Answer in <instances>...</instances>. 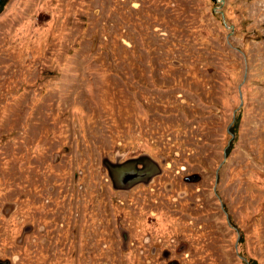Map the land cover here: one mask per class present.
<instances>
[{
	"label": "rangeland",
	"instance_id": "rangeland-1",
	"mask_svg": "<svg viewBox=\"0 0 264 264\" xmlns=\"http://www.w3.org/2000/svg\"><path fill=\"white\" fill-rule=\"evenodd\" d=\"M0 260L264 264V0H1Z\"/></svg>",
	"mask_w": 264,
	"mask_h": 264
},
{
	"label": "water",
	"instance_id": "water-1",
	"mask_svg": "<svg viewBox=\"0 0 264 264\" xmlns=\"http://www.w3.org/2000/svg\"><path fill=\"white\" fill-rule=\"evenodd\" d=\"M102 165L107 169L108 176L115 189L127 190L138 183L148 184L155 176L161 173L157 162L147 155L117 164L104 158L102 159ZM122 238L126 242V237L123 233ZM0 264H8V261L0 260Z\"/></svg>",
	"mask_w": 264,
	"mask_h": 264
},
{
	"label": "flooded vegetation",
	"instance_id": "flooded-vegetation-1",
	"mask_svg": "<svg viewBox=\"0 0 264 264\" xmlns=\"http://www.w3.org/2000/svg\"><path fill=\"white\" fill-rule=\"evenodd\" d=\"M183 180L185 182H196L197 180V175L196 174H191V175H188V176H184L183 177Z\"/></svg>",
	"mask_w": 264,
	"mask_h": 264
}]
</instances>
